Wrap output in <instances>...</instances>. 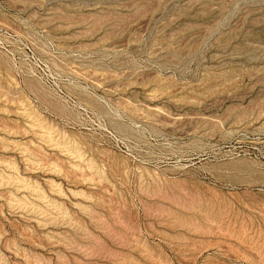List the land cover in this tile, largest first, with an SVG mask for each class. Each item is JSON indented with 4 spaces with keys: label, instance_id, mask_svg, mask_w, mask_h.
<instances>
[{
    "label": "rangeland",
    "instance_id": "rangeland-1",
    "mask_svg": "<svg viewBox=\"0 0 264 264\" xmlns=\"http://www.w3.org/2000/svg\"><path fill=\"white\" fill-rule=\"evenodd\" d=\"M0 264H264V0H0Z\"/></svg>",
    "mask_w": 264,
    "mask_h": 264
}]
</instances>
